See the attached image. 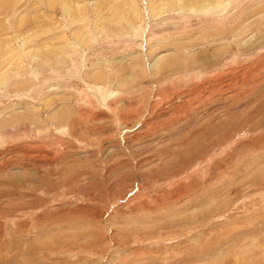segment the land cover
<instances>
[{"label":"rangeland","instance_id":"374dc122","mask_svg":"<svg viewBox=\"0 0 264 264\" xmlns=\"http://www.w3.org/2000/svg\"><path fill=\"white\" fill-rule=\"evenodd\" d=\"M0 264H264V0H0Z\"/></svg>","mask_w":264,"mask_h":264}]
</instances>
